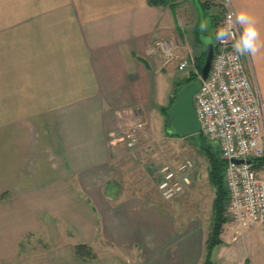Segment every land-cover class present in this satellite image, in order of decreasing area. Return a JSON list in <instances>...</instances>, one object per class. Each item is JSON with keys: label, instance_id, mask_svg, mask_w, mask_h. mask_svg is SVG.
Masks as SVG:
<instances>
[{"label": "crops", "instance_id": "crops-1", "mask_svg": "<svg viewBox=\"0 0 264 264\" xmlns=\"http://www.w3.org/2000/svg\"><path fill=\"white\" fill-rule=\"evenodd\" d=\"M194 1L0 0V264H204L209 234L185 229L173 199L128 192L119 166L120 129L150 123L190 76L191 46L199 59L217 42L210 16L190 27ZM212 1L254 17L264 40V0ZM163 39L183 46L167 58ZM248 59L264 99V47ZM235 226L212 264H264V225Z\"/></svg>", "mask_w": 264, "mask_h": 264}, {"label": "built area", "instance_id": "built-area-1", "mask_svg": "<svg viewBox=\"0 0 264 264\" xmlns=\"http://www.w3.org/2000/svg\"><path fill=\"white\" fill-rule=\"evenodd\" d=\"M225 6V35L217 39L209 75L194 95V105L201 133L219 143L227 162V216L236 226L249 228L264 225V177L257 169L258 159L264 158V99L251 77L248 55L236 58L233 45L242 30L233 7ZM156 45L170 58L183 43L163 39ZM195 55L183 57L179 68L199 76ZM129 137L128 145L134 146L135 136ZM194 168L189 157L176 166L165 165L158 183L161 195L172 199L184 193L193 183Z\"/></svg>", "mask_w": 264, "mask_h": 264}, {"label": "rangeland", "instance_id": "rangeland-1", "mask_svg": "<svg viewBox=\"0 0 264 264\" xmlns=\"http://www.w3.org/2000/svg\"><path fill=\"white\" fill-rule=\"evenodd\" d=\"M194 3L197 5L198 0H195ZM221 4L225 6L224 3ZM224 9H226L227 13L226 6ZM197 10L200 11L201 9L197 7ZM192 12L193 11H191L189 18L190 27L194 28V25L200 18L201 22L208 27V21H210L209 14H206L207 18L203 19V14L205 13L203 9L200 13H196V17L192 16ZM223 23L225 25V20ZM218 36L219 34L216 32L212 22L204 33V39L209 43L214 37L217 41ZM191 52L194 55L196 53L192 46ZM196 60H198L197 57ZM202 60L203 58L200 59L199 62ZM249 61L248 59L247 63ZM185 72H187V70L184 71L183 74ZM149 122L150 123L147 122L145 125H140V122H138L135 123L134 126L123 127L118 133L121 140L125 143L120 144L121 164L119 166L121 167V173H123V177L121 178L122 184L128 189V192H137L142 197L148 192L154 195L157 202L161 200L166 201L161 195L158 187L162 168L165 165L176 166L188 157L193 159L195 168L193 170V183L190 185L191 187L189 186V188L182 193L184 195L180 194L172 198L173 200L167 201V204L171 205L173 214L177 215L179 221L184 223L185 229L188 228L191 230L195 227H199L203 234L208 235L213 216L215 190L209 181L210 161L205 147L211 145L212 149H214L218 155H222L219 143L216 140H209L201 132L186 137L168 135L166 132L167 116L163 111H159L158 115ZM129 133H132V136L136 138L134 146H128L126 144V141L130 140ZM257 169L260 175L264 177V167H257ZM260 170L262 171L260 172ZM144 187L148 189V191L144 192V190H142ZM227 211L228 206L226 200V216L228 214ZM228 219L230 220V218ZM243 229L246 228L235 226L233 230L238 234Z\"/></svg>", "mask_w": 264, "mask_h": 264}, {"label": "trees", "instance_id": "trees-1", "mask_svg": "<svg viewBox=\"0 0 264 264\" xmlns=\"http://www.w3.org/2000/svg\"><path fill=\"white\" fill-rule=\"evenodd\" d=\"M149 1L152 4H162L170 0H149ZM220 4L221 3L213 2L210 0H206L201 3L202 8L207 13H209L210 18L215 27V30L216 32H218V34L221 32V30H223V27H224L223 21L225 20V16H226L225 14L226 9H224L225 6H223L222 4L220 5ZM219 7H222V8H219ZM210 9H211V14H210ZM213 45L216 50L217 43L213 42ZM207 51L208 50L206 47V50L204 51L203 55L197 60V66L199 67L200 71L202 70L204 61L206 59ZM202 58L203 60L199 62V60ZM195 78H197V75L191 74L185 80L180 81L176 86V90L170 100V103L167 106L161 107V110L167 116V120H168L167 110L170 108V106L174 102L175 95L179 87L184 82L190 81ZM205 148L207 150V154H208L209 161H210L209 181L211 185L214 187L215 197L213 199V216L211 219L210 232H209L208 239L206 241V259H205L204 264H212V259H211L212 252L217 245L223 243L222 233L224 231L225 223L228 222V217L225 215V202L228 197V191L225 187L224 180H223L227 162H226V159L222 155H218L217 152L214 149H212L211 145H208ZM257 167L259 168L264 167V158L258 159ZM75 252L79 257L84 258V259L95 258L97 256L94 250L92 249V247L85 243H80L76 245Z\"/></svg>", "mask_w": 264, "mask_h": 264}, {"label": "water", "instance_id": "water-1", "mask_svg": "<svg viewBox=\"0 0 264 264\" xmlns=\"http://www.w3.org/2000/svg\"><path fill=\"white\" fill-rule=\"evenodd\" d=\"M207 50L201 74L179 87L174 102L167 110L166 132L169 135L186 137L201 132V123L194 106V95L201 89L204 80L209 75L215 55L213 42L208 44Z\"/></svg>", "mask_w": 264, "mask_h": 264}, {"label": "clouds", "instance_id": "clouds-1", "mask_svg": "<svg viewBox=\"0 0 264 264\" xmlns=\"http://www.w3.org/2000/svg\"><path fill=\"white\" fill-rule=\"evenodd\" d=\"M236 22L242 27L243 31L239 39L233 45L236 58L244 55H256L262 47H264V40L261 38V34L256 26V20L254 17L247 13L241 12L236 16ZM206 27L205 24H201V29ZM225 35V30H221L218 38Z\"/></svg>", "mask_w": 264, "mask_h": 264}]
</instances>
